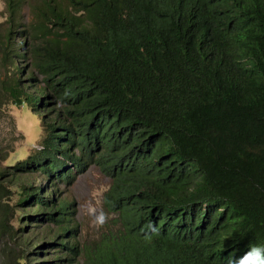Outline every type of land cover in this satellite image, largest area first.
<instances>
[{
    "label": "trees",
    "instance_id": "16d2710c",
    "mask_svg": "<svg viewBox=\"0 0 264 264\" xmlns=\"http://www.w3.org/2000/svg\"><path fill=\"white\" fill-rule=\"evenodd\" d=\"M2 1L0 126L26 103L43 139L0 166L1 264H228L264 246V0ZM9 127L0 162L23 139ZM92 166L110 218L83 237L60 186Z\"/></svg>",
    "mask_w": 264,
    "mask_h": 264
},
{
    "label": "rangeland",
    "instance_id": "374dc122",
    "mask_svg": "<svg viewBox=\"0 0 264 264\" xmlns=\"http://www.w3.org/2000/svg\"><path fill=\"white\" fill-rule=\"evenodd\" d=\"M5 3L0 0V12L5 11ZM25 12H29L25 10ZM4 19H1L3 21ZM8 118H4L1 122L0 132L5 138H10V127L13 121L18 136L23 139L18 140L15 144V151L10 155L7 161L0 162L2 169L14 165L19 161L25 160L34 150L40 147L43 139L42 115L32 111L26 103L21 106H11L5 109ZM72 185H61V196L75 202L74 210H76L75 223L80 224L79 232L83 237L94 235L97 229L91 224V218L85 214L86 202L92 199L94 190L100 189L102 186L107 187L111 184V179L105 176L96 166L89 167L85 172L75 175ZM107 192V191H106ZM101 206L103 207V198ZM110 217V216H109ZM30 230V228H29ZM82 238V237H81ZM83 239V238H82ZM2 260L0 258V264Z\"/></svg>",
    "mask_w": 264,
    "mask_h": 264
},
{
    "label": "clouds",
    "instance_id": "9594fccd",
    "mask_svg": "<svg viewBox=\"0 0 264 264\" xmlns=\"http://www.w3.org/2000/svg\"><path fill=\"white\" fill-rule=\"evenodd\" d=\"M108 191L107 187L102 186L100 189L94 190L92 199L86 202L85 214L91 218L93 227H103L109 220V214L106 213L101 206L100 197L104 192ZM228 264H264V246L249 245L247 251L241 256H231Z\"/></svg>",
    "mask_w": 264,
    "mask_h": 264
}]
</instances>
